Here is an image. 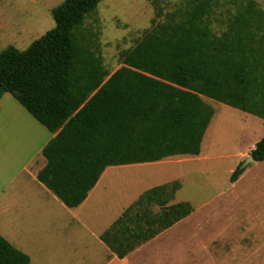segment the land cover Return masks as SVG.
I'll return each instance as SVG.
<instances>
[{
    "label": "trees",
    "instance_id": "trees-1",
    "mask_svg": "<svg viewBox=\"0 0 264 264\" xmlns=\"http://www.w3.org/2000/svg\"><path fill=\"white\" fill-rule=\"evenodd\" d=\"M101 2L63 0L52 10L53 29L25 50L9 45L0 51V84L55 134L38 179L69 207L80 205L110 166L199 155L215 114L204 97L264 119V13L254 3L218 33L216 0H187L122 51L112 72L84 26ZM251 154L264 161V135ZM244 171L238 166L231 182ZM176 188L147 191L125 216L145 202L165 204ZM190 212L180 203L153 219L161 228ZM113 232L105 240L118 242ZM29 263L0 235V264Z\"/></svg>",
    "mask_w": 264,
    "mask_h": 264
},
{
    "label": "crops",
    "instance_id": "crops-1",
    "mask_svg": "<svg viewBox=\"0 0 264 264\" xmlns=\"http://www.w3.org/2000/svg\"><path fill=\"white\" fill-rule=\"evenodd\" d=\"M54 135L6 90L0 99V235L27 254L29 264H264V225L244 214L241 194L238 205L232 200L245 171L235 182L230 180L229 192L221 194L227 197L222 208H196L179 199L185 176L156 185L127 203L109 204L98 189L106 170L87 198L69 207L38 179L47 164L44 150ZM204 139L199 155H176L180 162L208 160ZM243 154L237 156L242 159ZM166 184L177 185L172 199L161 205L145 202L125 216L147 191ZM180 203L188 204L191 212L160 228L153 217ZM123 218L126 226L114 229ZM191 220L193 237L188 233ZM109 231L118 235V242L105 240Z\"/></svg>",
    "mask_w": 264,
    "mask_h": 264
},
{
    "label": "rangeland",
    "instance_id": "rangeland-1",
    "mask_svg": "<svg viewBox=\"0 0 264 264\" xmlns=\"http://www.w3.org/2000/svg\"><path fill=\"white\" fill-rule=\"evenodd\" d=\"M62 1L0 0V51L9 45L25 50L34 40L53 29L56 21L52 10ZM186 1L102 0L87 17L85 32L94 35L106 67L114 71L121 66L122 51L135 46L148 29L163 20L167 13L183 8ZM250 3L264 13V0H216L213 28L218 33L226 30L233 18ZM262 19L264 23V16ZM263 34L264 27L259 35ZM257 49L260 55V48ZM204 100L215 111L203 142V154L210 155V158L180 162L179 157L174 156L163 163L108 167L98 187L105 201L109 204L127 203L156 185L185 176L179 199L189 200L196 208L207 204V209L222 208L226 204L227 197L221 194L231 189L232 171L238 166L242 168L255 143L264 135V119L211 98L204 97ZM239 153H244L242 159L237 156ZM244 176L231 194L232 200L237 202V194H241L244 214L263 226L264 161L250 162L245 167ZM190 226L188 233L193 237V220Z\"/></svg>",
    "mask_w": 264,
    "mask_h": 264
},
{
    "label": "water",
    "instance_id": "water-1",
    "mask_svg": "<svg viewBox=\"0 0 264 264\" xmlns=\"http://www.w3.org/2000/svg\"><path fill=\"white\" fill-rule=\"evenodd\" d=\"M6 92V88L0 84V99L2 97V95ZM252 161H255L254 156L251 154L248 158L246 163L242 166V169H245V167Z\"/></svg>",
    "mask_w": 264,
    "mask_h": 264
}]
</instances>
